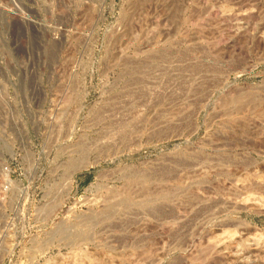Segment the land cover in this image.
I'll list each match as a JSON object with an SVG mask.
<instances>
[{"label": "rangeland", "instance_id": "obj_1", "mask_svg": "<svg viewBox=\"0 0 264 264\" xmlns=\"http://www.w3.org/2000/svg\"><path fill=\"white\" fill-rule=\"evenodd\" d=\"M36 17L0 45V264H264V0Z\"/></svg>", "mask_w": 264, "mask_h": 264}, {"label": "built area", "instance_id": "obj_2", "mask_svg": "<svg viewBox=\"0 0 264 264\" xmlns=\"http://www.w3.org/2000/svg\"><path fill=\"white\" fill-rule=\"evenodd\" d=\"M46 5L47 0H0V45H7L9 37L19 39L23 25L29 29L40 26L36 15L41 8L45 12Z\"/></svg>", "mask_w": 264, "mask_h": 264}, {"label": "bare ground", "instance_id": "obj_3", "mask_svg": "<svg viewBox=\"0 0 264 264\" xmlns=\"http://www.w3.org/2000/svg\"><path fill=\"white\" fill-rule=\"evenodd\" d=\"M59 195V194H58ZM127 203V202H126Z\"/></svg>", "mask_w": 264, "mask_h": 264}]
</instances>
